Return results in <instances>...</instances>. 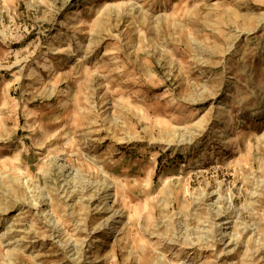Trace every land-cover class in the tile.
I'll return each mask as SVG.
<instances>
[{"label":"rangeland","instance_id":"rangeland-1","mask_svg":"<svg viewBox=\"0 0 264 264\" xmlns=\"http://www.w3.org/2000/svg\"><path fill=\"white\" fill-rule=\"evenodd\" d=\"M0 264H264V0H0Z\"/></svg>","mask_w":264,"mask_h":264},{"label":"bare ground","instance_id":"bare-ground-1","mask_svg":"<svg viewBox=\"0 0 264 264\" xmlns=\"http://www.w3.org/2000/svg\"><path fill=\"white\" fill-rule=\"evenodd\" d=\"M61 50H62V48H61ZM61 52H62V51H58V53H56V54H61ZM224 129H225V128H220V129H219V132H224ZM57 159H58V158H57ZM60 161H62V160H59V159L57 160V162H58V166L60 167V169L62 170V172H65V169H66L67 167H65L64 164H60V163H59ZM56 167H57V166H56Z\"/></svg>","mask_w":264,"mask_h":264}]
</instances>
